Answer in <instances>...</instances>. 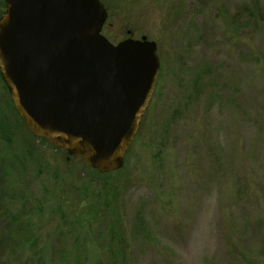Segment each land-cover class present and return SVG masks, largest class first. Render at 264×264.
Returning a JSON list of instances; mask_svg holds the SVG:
<instances>
[{
  "label": "rangeland",
  "instance_id": "rangeland-1",
  "mask_svg": "<svg viewBox=\"0 0 264 264\" xmlns=\"http://www.w3.org/2000/svg\"><path fill=\"white\" fill-rule=\"evenodd\" d=\"M101 1L112 44L128 32L157 44L151 99L124 167L103 175L33 136L0 73V239L7 228L18 241L7 257L264 264V0Z\"/></svg>",
  "mask_w": 264,
  "mask_h": 264
},
{
  "label": "water",
  "instance_id": "water-1",
  "mask_svg": "<svg viewBox=\"0 0 264 264\" xmlns=\"http://www.w3.org/2000/svg\"><path fill=\"white\" fill-rule=\"evenodd\" d=\"M4 1L0 73L26 129L103 175L121 170L158 78L157 44H112L101 0Z\"/></svg>",
  "mask_w": 264,
  "mask_h": 264
},
{
  "label": "trees",
  "instance_id": "trees-1",
  "mask_svg": "<svg viewBox=\"0 0 264 264\" xmlns=\"http://www.w3.org/2000/svg\"><path fill=\"white\" fill-rule=\"evenodd\" d=\"M254 21H255V24H256V22H258L257 20H254ZM18 119L21 122V119L19 118V116H18ZM42 141H44L47 144V142L45 140L42 139ZM30 153H31V151H30ZM30 227L28 225H26V226L20 225L18 227V229L19 230H22V229L28 230V229H30ZM14 235L15 234H13V231L8 230L7 228H6V230H4V232L2 234L3 239L2 240L0 239V264H12V261H11L12 258L10 259L6 255V254L9 255L11 252H9V253H5V252L11 251V250H16L15 248H18V246H17L18 241ZM21 241L23 243H25L22 239L19 240V243H22ZM16 243H17V245H15ZM13 260H15V259H13ZM38 260H39V258H38ZM14 264H16V260H15ZM24 264H27V263H24ZM113 264H118V263L115 262Z\"/></svg>",
  "mask_w": 264,
  "mask_h": 264
},
{
  "label": "flooded vegetation",
  "instance_id": "flooded-vegetation-1",
  "mask_svg": "<svg viewBox=\"0 0 264 264\" xmlns=\"http://www.w3.org/2000/svg\"><path fill=\"white\" fill-rule=\"evenodd\" d=\"M105 28V26L103 27V29ZM103 31V30H102ZM128 35H129V37L128 38H125V39H122V40H126V39H129V38H132V39H134V40H138V39H136V38H134V37H131V35H130V32H128Z\"/></svg>",
  "mask_w": 264,
  "mask_h": 264
}]
</instances>
